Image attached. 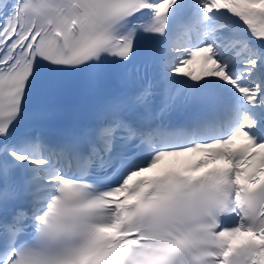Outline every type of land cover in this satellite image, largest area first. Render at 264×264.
Returning a JSON list of instances; mask_svg holds the SVG:
<instances>
[{
  "label": "snow or ice",
  "instance_id": "6c2138e0",
  "mask_svg": "<svg viewBox=\"0 0 264 264\" xmlns=\"http://www.w3.org/2000/svg\"><path fill=\"white\" fill-rule=\"evenodd\" d=\"M68 76L103 98L52 140ZM0 264H264V0H0Z\"/></svg>",
  "mask_w": 264,
  "mask_h": 264
}]
</instances>
